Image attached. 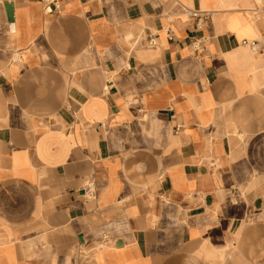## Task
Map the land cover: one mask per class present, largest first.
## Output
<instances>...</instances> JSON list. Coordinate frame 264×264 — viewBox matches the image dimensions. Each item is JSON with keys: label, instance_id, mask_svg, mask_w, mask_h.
<instances>
[{"label": "crops", "instance_id": "obj_1", "mask_svg": "<svg viewBox=\"0 0 264 264\" xmlns=\"http://www.w3.org/2000/svg\"><path fill=\"white\" fill-rule=\"evenodd\" d=\"M0 264H264V0H0Z\"/></svg>", "mask_w": 264, "mask_h": 264}, {"label": "built area", "instance_id": "obj_2", "mask_svg": "<svg viewBox=\"0 0 264 264\" xmlns=\"http://www.w3.org/2000/svg\"><path fill=\"white\" fill-rule=\"evenodd\" d=\"M241 44L242 45H245V46H248L249 48L257 51V44H256V42L248 41V40H243V41H241Z\"/></svg>", "mask_w": 264, "mask_h": 264}, {"label": "bare ground", "instance_id": "obj_3", "mask_svg": "<svg viewBox=\"0 0 264 264\" xmlns=\"http://www.w3.org/2000/svg\"><path fill=\"white\" fill-rule=\"evenodd\" d=\"M244 260V259H243Z\"/></svg>", "mask_w": 264, "mask_h": 264}]
</instances>
